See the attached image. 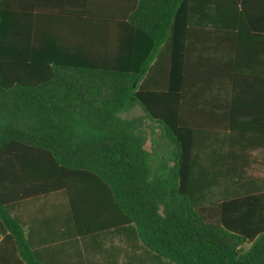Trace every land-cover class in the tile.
I'll use <instances>...</instances> for the list:
<instances>
[{"label": "trees", "instance_id": "obj_1", "mask_svg": "<svg viewBox=\"0 0 264 264\" xmlns=\"http://www.w3.org/2000/svg\"><path fill=\"white\" fill-rule=\"evenodd\" d=\"M191 1L0 0V165L71 182L76 223L84 188L104 193L157 264H264V182L236 171L216 185L210 167H191L193 131L148 88L158 35L178 32ZM133 104L161 129L154 152L137 122L118 116ZM11 211L0 187L1 246L46 264Z\"/></svg>", "mask_w": 264, "mask_h": 264}, {"label": "crops", "instance_id": "obj_2", "mask_svg": "<svg viewBox=\"0 0 264 264\" xmlns=\"http://www.w3.org/2000/svg\"><path fill=\"white\" fill-rule=\"evenodd\" d=\"M136 42L139 50L141 40ZM157 42L148 88L162 92L158 105L165 112L174 106L183 126L193 131L191 167H210L211 183L216 185L234 183L225 179L236 171L246 184L263 183L264 0L186 2L180 8L178 32L158 35ZM155 44L156 37L148 39L151 52ZM175 88L179 98L168 100L165 94ZM136 122L146 135L145 148L154 152L159 125L145 113ZM0 167L2 197L35 255L46 264H157L137 227L121 223L104 193L84 188L76 223L71 182L60 188L58 179L45 178L36 168L17 173L11 163ZM102 218L105 223H98ZM2 239L0 235V264H26L14 251L15 244L1 246Z\"/></svg>", "mask_w": 264, "mask_h": 264}, {"label": "rangeland", "instance_id": "obj_3", "mask_svg": "<svg viewBox=\"0 0 264 264\" xmlns=\"http://www.w3.org/2000/svg\"><path fill=\"white\" fill-rule=\"evenodd\" d=\"M143 111L141 109H139V107H130L122 112H120L118 114V116L120 118H122L123 120L126 121H138V118L143 117ZM140 122H143L142 120H139ZM139 122V123H140ZM144 127L146 128L147 125H144ZM150 147V142H147V148L149 149ZM249 244H244L243 247L244 248H249Z\"/></svg>", "mask_w": 264, "mask_h": 264}]
</instances>
